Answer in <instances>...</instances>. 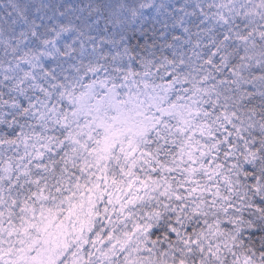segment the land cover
I'll use <instances>...</instances> for the list:
<instances>
[{"label":"clouds","instance_id":"9594fccd","mask_svg":"<svg viewBox=\"0 0 264 264\" xmlns=\"http://www.w3.org/2000/svg\"><path fill=\"white\" fill-rule=\"evenodd\" d=\"M0 264H264V0H0Z\"/></svg>","mask_w":264,"mask_h":264}]
</instances>
